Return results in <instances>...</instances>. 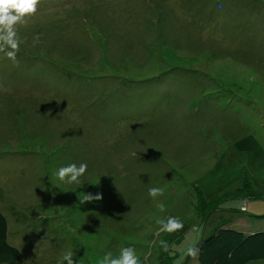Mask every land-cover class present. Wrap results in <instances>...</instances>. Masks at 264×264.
Here are the masks:
<instances>
[{"label": "rangeland", "instance_id": "1", "mask_svg": "<svg viewBox=\"0 0 264 264\" xmlns=\"http://www.w3.org/2000/svg\"><path fill=\"white\" fill-rule=\"evenodd\" d=\"M16 27L0 210L22 258L0 264H98L126 246L140 264H199L216 225L264 228V0H39ZM81 162L79 185L55 177ZM200 195L221 209L205 218ZM169 216L183 228L164 232Z\"/></svg>", "mask_w": 264, "mask_h": 264}, {"label": "trees", "instance_id": "2", "mask_svg": "<svg viewBox=\"0 0 264 264\" xmlns=\"http://www.w3.org/2000/svg\"><path fill=\"white\" fill-rule=\"evenodd\" d=\"M88 79H121V75L111 73L103 75L81 74ZM127 76V75H125ZM134 82V80H130ZM215 202V201H214ZM212 204V203H211ZM198 207L205 218L221 209L220 202L213 204L210 211L206 209V202L199 196ZM245 212V211H242ZM264 219V215L261 217ZM245 231L218 224L209 233H203L194 250L197 252L199 264H248L264 259V228ZM22 251L10 243L8 238V220L0 210V262L19 261Z\"/></svg>", "mask_w": 264, "mask_h": 264}, {"label": "clouds", "instance_id": "3", "mask_svg": "<svg viewBox=\"0 0 264 264\" xmlns=\"http://www.w3.org/2000/svg\"><path fill=\"white\" fill-rule=\"evenodd\" d=\"M39 0H0V52L12 60L16 59L21 40L17 33V25L23 23L27 16L34 14L37 11V5ZM88 169V165L85 162H81L79 165L76 163H70L64 166H60L56 169L54 175L59 182H65L68 184H80V178L84 176ZM59 185V184H57ZM163 193V189L160 187H152L148 190V194L151 197H156ZM92 199H100V195L95 197L85 195L81 198L83 201H89ZM157 207L163 211L165 205L158 203ZM164 232H174L183 228V222L175 217L169 216L167 220L158 219L156 221ZM164 247H167L165 241H161ZM73 252L68 251L63 255L62 260H58L57 264H74L72 259ZM79 264V262H75ZM98 264H140V260L135 253V250L131 246L122 247L118 256H113L111 252L104 254L102 259L98 261Z\"/></svg>", "mask_w": 264, "mask_h": 264}, {"label": "water", "instance_id": "4", "mask_svg": "<svg viewBox=\"0 0 264 264\" xmlns=\"http://www.w3.org/2000/svg\"><path fill=\"white\" fill-rule=\"evenodd\" d=\"M246 206H247V204H246V200H245L243 206L241 207V211H246V209H247Z\"/></svg>", "mask_w": 264, "mask_h": 264}]
</instances>
